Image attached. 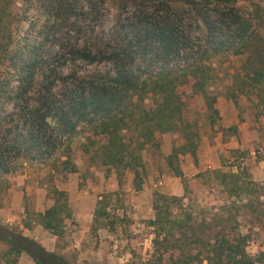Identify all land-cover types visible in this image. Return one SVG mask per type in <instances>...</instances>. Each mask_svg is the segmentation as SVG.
I'll list each match as a JSON object with an SVG mask.
<instances>
[{
    "label": "trees",
    "instance_id": "1",
    "mask_svg": "<svg viewBox=\"0 0 264 264\" xmlns=\"http://www.w3.org/2000/svg\"><path fill=\"white\" fill-rule=\"evenodd\" d=\"M13 1L0 0V24L9 20ZM107 1L22 0L27 28L0 38V176L27 161L52 160L53 170L76 172L71 142L82 127L101 137L83 146L89 162L98 164L97 159L120 179L131 172L135 190L143 183L145 146L158 147L157 132H179L183 142L172 146L167 164L185 184L180 156L197 162L200 135L196 123L184 118V107L194 94L207 97L214 78L210 61L221 55L244 57L235 88L264 106V0H129L130 14L100 33L96 28ZM79 64L105 68L81 71ZM207 98L206 108L218 114L215 97ZM212 173L222 186L239 179L234 172ZM224 188L233 196L239 190ZM50 192L53 203L38 218L61 238L71 218L68 195L57 188ZM102 200L94 209V226L106 215ZM182 201L155 194L148 224L156 264L165 255L169 264L263 262V254L247 253V235L235 228L219 223L213 233L204 225L197 234ZM174 204L183 217L173 214ZM0 241L6 245L0 264H18L22 253L34 264H75L2 224Z\"/></svg>",
    "mask_w": 264,
    "mask_h": 264
},
{
    "label": "rangeland",
    "instance_id": "2",
    "mask_svg": "<svg viewBox=\"0 0 264 264\" xmlns=\"http://www.w3.org/2000/svg\"><path fill=\"white\" fill-rule=\"evenodd\" d=\"M21 3L22 0H14L9 5V20L0 24L1 40L5 41L10 31L16 36L27 28L28 22L21 20ZM130 10L129 0H108L103 22L96 30L108 31ZM243 59L242 55L225 54L210 61L214 78L207 87V97H215L212 105L218 114L206 108L208 98L200 93L194 94L184 107V118L196 123L200 135L197 162L180 156L185 184L167 164L172 146L183 142L179 132H157L158 147L145 146L143 183L140 190H135L131 172H124L120 179L97 159L98 164L89 162L90 153L84 152L83 146L101 137L96 138L89 129L81 127L71 142L76 172L55 171L52 160L27 161L13 173L0 176V224L21 231L75 264H156L148 221L154 216L155 194L160 193L183 197L197 234L205 231L204 225L215 233L219 223H223L226 230L235 228L247 235L249 255H264V106L257 107L253 94L246 95L235 88V76L241 73ZM104 68L105 65L79 64L81 71ZM230 91L236 95V104L227 95ZM145 105H149L148 100ZM213 170L238 174L237 181L227 180L224 185L238 188L235 196L227 194ZM52 188L65 190L68 195L66 210L71 218L61 238L44 229L38 218L53 203ZM101 198L106 215L94 226L93 213ZM172 211L179 217L185 215L175 204ZM5 249L0 241V253ZM168 257L164 256L162 264H169ZM18 264L34 263L22 253ZM256 264H264V260Z\"/></svg>",
    "mask_w": 264,
    "mask_h": 264
},
{
    "label": "crops",
    "instance_id": "3",
    "mask_svg": "<svg viewBox=\"0 0 264 264\" xmlns=\"http://www.w3.org/2000/svg\"><path fill=\"white\" fill-rule=\"evenodd\" d=\"M16 192V194L18 193L17 191H15Z\"/></svg>",
    "mask_w": 264,
    "mask_h": 264
}]
</instances>
